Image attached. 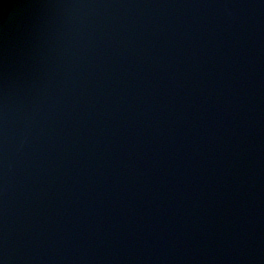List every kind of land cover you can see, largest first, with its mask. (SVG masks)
I'll use <instances>...</instances> for the list:
<instances>
[{
    "label": "water",
    "instance_id": "obj_1",
    "mask_svg": "<svg viewBox=\"0 0 264 264\" xmlns=\"http://www.w3.org/2000/svg\"><path fill=\"white\" fill-rule=\"evenodd\" d=\"M0 264H264V0H0Z\"/></svg>",
    "mask_w": 264,
    "mask_h": 264
}]
</instances>
